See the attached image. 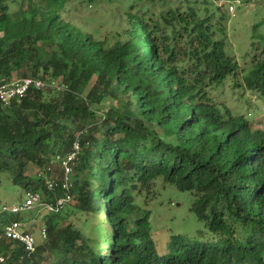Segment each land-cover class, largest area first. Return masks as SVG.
Here are the masks:
<instances>
[{"label": "trees", "instance_id": "trees-1", "mask_svg": "<svg viewBox=\"0 0 264 264\" xmlns=\"http://www.w3.org/2000/svg\"><path fill=\"white\" fill-rule=\"evenodd\" d=\"M8 1L0 0V83L38 77L47 85L0 102V174L53 202L65 194L55 157L77 140L74 171L85 180L72 179V201L110 223L105 243L93 245L65 210L49 213L48 239L29 253L4 235L25 215L2 217V264H264V129L213 94L231 79L264 98V47L243 73L210 24L215 0L132 5L130 27L110 45L62 17L70 0H34L37 12L22 19ZM157 181L194 195L191 208L212 240L175 234L160 250L151 211L135 216L137 198Z\"/></svg>", "mask_w": 264, "mask_h": 264}, {"label": "rangeland", "instance_id": "rangeland-1", "mask_svg": "<svg viewBox=\"0 0 264 264\" xmlns=\"http://www.w3.org/2000/svg\"><path fill=\"white\" fill-rule=\"evenodd\" d=\"M182 1L186 2L185 0L169 2L175 6ZM243 1L244 4H237L236 0H215L210 5L208 13L214 17L210 24L216 31V37L225 40L226 51L237 60L243 73L247 74L253 67L257 47L261 49L264 47L262 41L264 0ZM8 2L12 14L17 19L29 17L37 12L32 5L34 0H9ZM219 3H224L221 9L218 7ZM147 4L146 0H70L62 11V17L84 32L92 34L96 39L106 40V43L110 45L116 40L118 33L130 27V17L127 14L131 6L135 5L134 12H136L137 9L145 10ZM199 4L204 7L203 3ZM230 4H235L234 13L229 11ZM157 5H160V1ZM160 8L162 7H158ZM222 14H225L224 19H221ZM226 82L224 86L213 92L214 97L221 102L222 109L228 108L237 116L244 115L247 121L255 122L256 128L264 129V98L244 87H234L231 79ZM56 84L59 85L60 80ZM121 110L133 113L129 109ZM158 130L160 131L159 128ZM26 173L30 178H35L40 172L39 168L31 163ZM70 177L73 180H85V176L76 170ZM24 193L25 190L20 181H14L6 174H0V205L21 202ZM193 201L194 195L190 191H181L173 185H163L161 181H157L144 191L143 196L137 198L136 202L143 209L135 216H142L144 209L151 211L150 222L160 250L168 246L171 237L175 234H183L198 240H212L213 234L206 229L191 208ZM79 204L80 201L74 198L62 215L67 216L69 221L80 228L91 241H94L93 245L102 243L107 237V226L110 223L109 220H105L106 214H84L78 211ZM48 214L44 209L39 208L24 214L26 223L32 228L38 240H40L38 231L45 226V216ZM2 220L3 218H1L0 227L4 225ZM201 230L205 231L203 236L199 233Z\"/></svg>", "mask_w": 264, "mask_h": 264}, {"label": "built area", "instance_id": "built-area-1", "mask_svg": "<svg viewBox=\"0 0 264 264\" xmlns=\"http://www.w3.org/2000/svg\"><path fill=\"white\" fill-rule=\"evenodd\" d=\"M237 4H243V0H236ZM229 11L235 12V4L229 5ZM57 82H52V87H58ZM47 82L42 78L38 77H25L16 78L12 81L0 83V102L4 105H9L15 99L20 100L26 95L30 88L43 89L46 87ZM80 146L76 140L72 151L65 155L57 154L55 161L61 165L64 169V182L63 188L65 190L64 196L56 199L53 202H46L42 194L36 190H26L24 193L23 200L14 204L3 203L0 205V219L9 215H24L37 208L44 209L48 213H59L67 209L68 205L71 204L72 194L70 192L72 187V176L74 167L76 164L77 155L79 153ZM48 188L53 189L55 185V179L49 178L46 180ZM5 237L19 242L27 252L32 253L36 250L37 238L35 233L32 232L30 226L24 223L22 220H11L4 227ZM39 237L42 240L48 239V232L46 225L38 231ZM5 262V257L0 255V264Z\"/></svg>", "mask_w": 264, "mask_h": 264}, {"label": "clouds", "instance_id": "clouds-1", "mask_svg": "<svg viewBox=\"0 0 264 264\" xmlns=\"http://www.w3.org/2000/svg\"><path fill=\"white\" fill-rule=\"evenodd\" d=\"M244 2V1H243ZM244 4V3H243Z\"/></svg>", "mask_w": 264, "mask_h": 264}]
</instances>
